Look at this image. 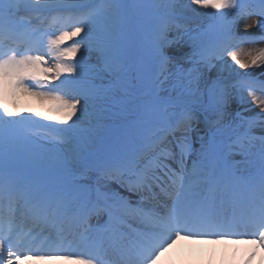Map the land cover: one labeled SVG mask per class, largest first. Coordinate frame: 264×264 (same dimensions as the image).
<instances>
[{"label":"snow or ice","instance_id":"snow-or-ice-1","mask_svg":"<svg viewBox=\"0 0 264 264\" xmlns=\"http://www.w3.org/2000/svg\"><path fill=\"white\" fill-rule=\"evenodd\" d=\"M255 44L264 0H0V264L264 253V48L237 51ZM29 100L62 127L27 128Z\"/></svg>","mask_w":264,"mask_h":264},{"label":"bare ground","instance_id":"bare-ground-1","mask_svg":"<svg viewBox=\"0 0 264 264\" xmlns=\"http://www.w3.org/2000/svg\"><path fill=\"white\" fill-rule=\"evenodd\" d=\"M241 31H244L243 26ZM248 31L256 32L257 29L253 28ZM253 48H264V44H256ZM250 238L229 239L227 241L201 240L199 244H197L198 241L194 243V239L175 240L156 259V264H264V253L257 251L255 256H250L253 248L247 242ZM88 251L86 249V253ZM244 259L246 263H244ZM96 261L98 260H93V264H96ZM22 264H76V261L45 260L22 262Z\"/></svg>","mask_w":264,"mask_h":264},{"label":"rangeland","instance_id":"rangeland-1","mask_svg":"<svg viewBox=\"0 0 264 264\" xmlns=\"http://www.w3.org/2000/svg\"><path fill=\"white\" fill-rule=\"evenodd\" d=\"M68 26L70 27L71 24H68ZM56 31L58 32V31H59V28H57ZM65 43H68V42H65ZM255 45H256V44H255ZM69 46H71V45L69 44ZM253 46H254V45H244V46H241V48L237 49V51H240V52H247V51L253 49ZM48 59L50 60L51 57H48ZM22 107H27V108H31V109H33V111L30 112V113H21L22 115H27V116H29L30 119H33V120H34V118H35V114H34L35 111H44V108H43L38 102H36V101H34V100H30V101L24 102V104L22 105ZM37 119H38L39 122H40L41 120H44V123H45V124H47V125H51V126H53V127H55V128H60V127H62V125H61L57 120L47 121V120L44 119V117H41V118L38 117ZM35 125H36V124H35ZM32 128H33V129H32L33 131H37V132L43 131V130H41V129H37L35 126H32ZM54 134H57V133H54ZM101 135H103V132H101ZM195 241H198L197 244H199L201 240H197V239H196V240H194L193 242L196 243ZM214 241H215V240H214ZM77 255L79 256V254H77ZM80 258H82V259H89L87 256H86V257H80ZM54 260H55V259H54ZM244 263H246V260H245V259H244Z\"/></svg>","mask_w":264,"mask_h":264}]
</instances>
